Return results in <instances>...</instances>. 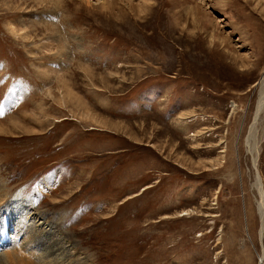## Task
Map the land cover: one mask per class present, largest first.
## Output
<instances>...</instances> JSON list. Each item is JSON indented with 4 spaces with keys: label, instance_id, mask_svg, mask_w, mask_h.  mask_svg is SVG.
Returning a JSON list of instances; mask_svg holds the SVG:
<instances>
[{
    "label": "rangeland",
    "instance_id": "1",
    "mask_svg": "<svg viewBox=\"0 0 264 264\" xmlns=\"http://www.w3.org/2000/svg\"><path fill=\"white\" fill-rule=\"evenodd\" d=\"M263 72L264 0H0V255L33 201L73 264H258Z\"/></svg>",
    "mask_w": 264,
    "mask_h": 264
},
{
    "label": "bare ground",
    "instance_id": "2",
    "mask_svg": "<svg viewBox=\"0 0 264 264\" xmlns=\"http://www.w3.org/2000/svg\"><path fill=\"white\" fill-rule=\"evenodd\" d=\"M84 1L87 4H90V0ZM256 87L261 93V99L252 129H255L264 113V72ZM1 134H3V132ZM251 146L249 153L251 152L253 162L256 165L258 157L257 148L255 145L253 148ZM44 185L45 186H42V192L46 193V190H49L52 187L50 179H47ZM254 188L258 194L257 209L260 217L259 235L262 240L264 237V189L260 180L256 179ZM4 205L5 208L7 204ZM23 207L22 214L26 213V221H24V225H21L20 230L16 232L14 242L10 245H6V248L10 249V251L0 255V264H73L70 259L75 256L70 254L73 250L70 248L67 235L61 229L57 228L58 224L55 223V220L46 214L44 215L39 209L36 210L33 201H30V205H23ZM4 208H1L0 211H3ZM16 209L17 208L14 210ZM186 215H189V213H183V216ZM6 223L8 225L7 220H3L2 216H0V226L3 228L0 235V243L2 245L7 244L8 241L5 236L7 233ZM42 246L46 247L42 250V253L39 256V259L42 260L40 263L37 259H33V257L37 256V253ZM77 260L78 259H75V261ZM258 264H264V248L262 255L259 256Z\"/></svg>",
    "mask_w": 264,
    "mask_h": 264
}]
</instances>
